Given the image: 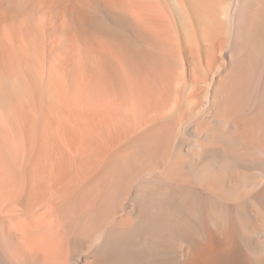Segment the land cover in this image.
Masks as SVG:
<instances>
[{
	"label": "bare ground",
	"instance_id": "bare-ground-1",
	"mask_svg": "<svg viewBox=\"0 0 264 264\" xmlns=\"http://www.w3.org/2000/svg\"><path fill=\"white\" fill-rule=\"evenodd\" d=\"M0 264H264V0H0Z\"/></svg>",
	"mask_w": 264,
	"mask_h": 264
}]
</instances>
